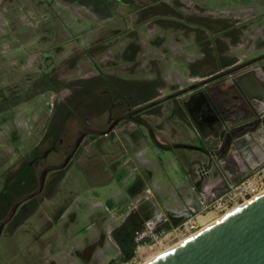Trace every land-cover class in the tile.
<instances>
[{"label":"rangeland","instance_id":"1","mask_svg":"<svg viewBox=\"0 0 264 264\" xmlns=\"http://www.w3.org/2000/svg\"><path fill=\"white\" fill-rule=\"evenodd\" d=\"M261 12L264 0H0V191L8 186L14 200L35 187L43 165L63 160L85 127L105 129L124 106L187 86L186 77L215 64V45L222 64L263 53L264 18L211 43L212 33ZM205 21L222 25L209 33ZM155 140L200 144L173 98L107 135H86L45 196L22 203L5 226L0 264H139L264 189L263 182L245 199L200 211L199 192L220 193L224 178L203 152L165 150ZM54 143L46 160L28 165L34 149ZM139 197V215L124 222ZM5 205L0 197V216ZM154 214L169 217V227L157 224L166 233L136 242L131 259L115 262L118 238ZM191 216L192 228H177Z\"/></svg>","mask_w":264,"mask_h":264},{"label":"water","instance_id":"2","mask_svg":"<svg viewBox=\"0 0 264 264\" xmlns=\"http://www.w3.org/2000/svg\"><path fill=\"white\" fill-rule=\"evenodd\" d=\"M229 81L233 83L235 94L219 95L215 86ZM172 98H179L187 110L194 108L200 116L196 122L214 130L216 143L211 148L220 150L215 160L222 159L234 148H242L247 136L264 153V142L258 139L259 135H264V126L245 133L235 128L247 115H264L263 52L119 113L105 129H82L61 163L42 168L37 188L15 198L0 220V236L19 205L41 193L49 171L66 167L86 135H107L119 121ZM233 112L235 117L226 115ZM241 148L240 153H243ZM146 264H264V192Z\"/></svg>","mask_w":264,"mask_h":264},{"label":"flooded vegetation","instance_id":"3","mask_svg":"<svg viewBox=\"0 0 264 264\" xmlns=\"http://www.w3.org/2000/svg\"><path fill=\"white\" fill-rule=\"evenodd\" d=\"M257 8H253V9H251V10H248L247 12H248V14H251V12H255V10H256ZM245 11V10H244ZM258 16H260L261 17V19L259 20V19H256ZM262 18H264V12H261V13H259V14H257V15H252V18L250 17V18H248V19H246V20H244V21H241V22H239V23H236V24H234V25H231V26H228V27H226V28H224L223 30H220V31H217L216 33H212L211 35H212V41H211V43H215V35H218V34H220V33H222V32H224V31H227L229 28H238V27H241V24H243V23H245V24H252L253 22L255 23V22H257V21H262ZM214 22H216V24L215 25H213L214 23L211 21V22H206L205 21V23H207V24H209V25H205L204 26V28H206L207 29V31H208V29L213 25V26H215V27H217V26H220V21L218 22V21H214ZM253 25H250V27H252ZM203 27V26H202ZM209 32V31H208ZM210 33V32H209ZM235 34L236 33H234L233 35L235 36ZM247 34V36H248V34L249 33H246ZM244 47V44L243 43H241V42H239L238 44H237V46H236V48H243ZM217 48H218V46L217 45H215V47H213V54H214V56H215V59H214V62H215V64L214 63H211V62H206V63H204V68H203V70L202 71H200V73H204V76L203 77H205V76H207V75H209V74H212V73H215V72H217V71H219V70H222V69H225L226 67H229V66H231V65H233V64H235V63H237L238 61L236 60L235 62H232V63H230V64H227L228 62H224L223 64H222V60L220 59V57H219V55H218V52H217ZM228 51H232V49L231 50H227V52ZM250 58V57H249ZM246 59H248V58H246ZM246 59H243V60H246ZM223 61H224V59H223ZM202 77V78H203ZM228 84L229 85H231L232 87H233V83L232 82H228ZM181 105V104H180ZM182 106V105H181ZM183 107V106H182ZM180 109V108H179ZM187 113V112H186ZM189 113V112H188ZM187 113V114H188ZM226 115H230L231 117H235L236 116V114L233 112V113H230V114H226ZM192 117V120L193 121H195L196 122V120H198L199 118H200V116L196 113V115H193V116H191ZM241 122L239 123V124H237V126H235V128H236V130L237 131H241V132H250L251 130H257V128L258 127H262V126H264V115L263 116H256V115H247V116H245V118H243V119H241L240 120ZM111 122V121H110ZM197 123V122H196ZM110 124V123H109ZM201 127H204V126H206L205 124H203V123H201V124H199ZM210 129V128H209ZM210 132L209 133H214V130H212V129H210L209 130ZM43 140V139H42ZM81 145H82V143H81ZM80 145V146H81ZM201 147H202V145H201ZM205 148V147H204ZM79 149H80V147H79ZM78 149V150H79ZM206 149V153L205 152H203V153H205L206 154V156H210L209 154H208V151L209 152H213V158H216V156L220 153V150L219 149H217V150H213V148H205ZM57 150V148L55 147V143L53 144V145H51L50 147H48V148H43L42 146L41 147H38V148H36V149H34L33 150V152L30 154V158H31V160L29 161V163H28V165L29 166H32V165H37L38 164V162L39 161H44V160H46L47 158H48V156L50 155V153L51 152H54V151H56ZM70 150V149H69ZM77 150V151H78ZM76 151V152H77ZM76 152L74 153V155L72 156V158L73 157H75V155H76ZM67 153H68V151L64 154V157H63V160L65 159V157H66V155H67ZM212 155V154H211ZM70 159V161L71 160H73V159ZM62 160V161H63ZM62 161H59V162H50V163H48V164H45V165H43L42 167H41V169H40V171L42 170V168L43 167H45L46 165H49V164H58V163H61ZM69 161V162H70ZM68 165V164H67ZM66 165V166H67ZM65 169V167L64 168H62V169H58V170H51V171H49L48 173H47V175H46V178H45V182H44V186H43V189H42V191H41V193L40 194H38L37 196H35V197H33V198H30V199H28V200H26L25 202H27V201H31V200H38L39 198H41V197H44L45 196V194H46V192H47V189H48V185H49V183L51 182V180H52V174H54V173H57V172H62L63 170ZM40 171H39V173H40ZM38 176H39V174H38ZM38 176H37V178H36V181H35V178H32V181H33V183L35 182L36 183V185H35V187H33L32 189H29L26 193H29V192H31V191H33V190H35L36 188H37V186H38ZM53 176H55V175H53ZM4 190H6V192L9 194V189H8V186H6V187H4L1 191H0V197L3 199V201L4 202H6L7 201V197H8V195H2L1 193L4 191ZM25 194V193H24ZM5 199V200H4ZM15 200V199H14ZM14 200H12L11 202H10V205L7 207L6 205H5V213H3V215H1L0 216V220L7 214V212H8V210H9V207L11 206V204H12V202L14 201ZM22 204H20L19 205V207L21 206ZM141 205V204H140ZM139 206V205H138ZM138 206L134 209V210H131V211H126V213H123V220H124V222H125V220L127 221L129 218L130 219H134V214L135 213H137L138 211H137V208H138ZM19 207L17 208V210L19 209ZM170 220V219H169ZM169 220H168V222L166 223V225L169 227V225H170V223H169ZM143 221H145V219L143 220ZM143 221L142 222H138L137 224H135V227L134 228H131L129 231H127L123 236H121V237H119L118 238V242H117V245H118V254L117 255H115V257H114V261L115 262H117V261H123V260H128V259H131L133 256H134V252L136 251V231L142 226V224H143ZM9 222H7L6 224H5V226L8 224ZM5 226L3 227V229L5 228Z\"/></svg>","mask_w":264,"mask_h":264},{"label":"crops","instance_id":"4","mask_svg":"<svg viewBox=\"0 0 264 264\" xmlns=\"http://www.w3.org/2000/svg\"><path fill=\"white\" fill-rule=\"evenodd\" d=\"M262 51H264V48L262 50H260V52H262ZM247 55H248V53L246 54V52L245 53L243 52V54L240 57H238L237 61H242L243 59H246L249 57L251 58V57L255 56V54L250 55V56H247ZM203 76H204V73H200V72L191 74V76H189V78L186 77L187 82H188L187 85L193 83L194 81L201 79ZM181 87H182V85L179 86V88H181ZM215 87H216L217 93L219 95L233 96V94H235V92H234L235 89L231 85H229L228 82L220 83L219 85H217ZM179 88H177V89H179ZM177 89H175V90H177ZM160 96H162V94H156L155 96L148 98V100L155 99V98L160 97ZM180 104H181V102H180L179 98H173L174 107L180 108L181 112H183L184 119L188 122V125L195 131L197 137L200 139L199 145H194V144H187V145H193V146H201L202 145V147L210 149L211 146L216 143V140L214 139L215 133H209L210 129L208 126L201 127L199 125V123H196L195 121L192 120L191 116L196 115V113H197L194 108L187 110L185 107L181 106L182 104L181 105ZM186 112L187 113L189 112V113L187 114ZM203 124H205V123H203ZM246 139L247 140L244 143V146H242V148L240 147L244 151L243 153H240L241 152L240 148L239 149L234 148V149L230 150V152H228V154H225V156L218 161L212 157L213 152L208 151V154L210 156L209 157L207 156V158H208L207 160H210L213 163V167L216 166L217 172H218V174H220V176H222V179L225 177L224 175H232L234 177H237V176L243 174L245 172V170L247 169V167L250 168V167L257 166L264 161V153L261 151L259 145H257V146L253 145L252 140H250L251 138L249 136H247ZM193 150H196V149H193ZM196 151H199V150H196ZM200 152H202V151H200ZM210 169H209V172L211 173L212 167ZM209 172L205 173L206 175L205 174H203V175L206 177L209 174ZM220 176H219V178L221 179ZM208 177L209 178L211 177L210 174ZM208 186L209 185H204V189H209V188H207ZM207 195L210 196V192H208L206 194V196ZM183 200H185L188 203H192V200L188 197L183 198ZM138 215H139V212H138ZM147 219H150V218H147Z\"/></svg>","mask_w":264,"mask_h":264},{"label":"built area","instance_id":"5","mask_svg":"<svg viewBox=\"0 0 264 264\" xmlns=\"http://www.w3.org/2000/svg\"><path fill=\"white\" fill-rule=\"evenodd\" d=\"M200 168V167H199ZM200 174H205L206 169H199ZM207 173V172H206ZM224 180L226 188L220 193L212 192L210 197H206L204 192H199L197 196V202L199 204L200 211H204L208 208H218L221 205L226 206L230 203H236L239 199H245L251 191L255 189V185H259L264 182V163L259 164L254 167H247L243 173L242 178L236 179L232 175H224ZM151 194V189L147 188L145 190V195L148 196ZM244 201V200H243ZM143 202V197H139L135 200L134 206H128V211L134 210L138 205ZM194 211V210H193ZM160 217V218H158ZM193 216L189 217L185 221H182L177 228H182L183 230H188L193 227L190 223ZM169 217L163 216V214L155 215L153 218L144 221L142 226L136 231V241L138 245L143 244L147 240L156 239L161 234L166 233L163 228L159 227L157 224H165L168 222ZM167 226V225H166ZM168 227V226H167Z\"/></svg>","mask_w":264,"mask_h":264},{"label":"trees","instance_id":"6","mask_svg":"<svg viewBox=\"0 0 264 264\" xmlns=\"http://www.w3.org/2000/svg\"><path fill=\"white\" fill-rule=\"evenodd\" d=\"M76 1H79V0H76ZM222 24H220V26H221ZM223 28V27H222ZM196 69V67L195 66H193L192 67V70H195ZM198 72H200V71H194L193 73H198ZM122 106H124V105H122ZM129 109H131L130 108V106H124V110H122L121 111V113L122 112H125V111H127V110H129ZM117 115V114H116ZM116 115H112L111 116V120L116 116ZM135 121H136V123H138V124H143V125H147V123L145 122V121H140L139 119H136L135 118ZM63 122V121H62ZM61 126H62V123L60 124V127H59V129H61ZM58 131V130H57ZM55 132L54 133V135H53V137L49 140V142L50 141H52V142H54V140L56 139V137H57V135H58V132ZM51 142V143H52ZM155 144L157 145V146H159L160 148H162V149H165V150H170V149H172V148H188V149H196V150H199V151H202V152H205L206 153V149L204 148V147H201V146H193V145H187V144H182V143H177V144H175V145H166V144H163V143H160L159 141H156L155 140ZM53 145V144H52ZM200 183H198V186H197V188L199 189L200 188V185H199ZM3 196L4 195H8V193L6 192V190H4L2 193H1ZM10 199V200H9ZM9 199H7V201H6V206L8 207L9 205H10V202L13 200V199H11V198H9Z\"/></svg>","mask_w":264,"mask_h":264},{"label":"bare ground","instance_id":"7","mask_svg":"<svg viewBox=\"0 0 264 264\" xmlns=\"http://www.w3.org/2000/svg\"><path fill=\"white\" fill-rule=\"evenodd\" d=\"M258 139L264 142V135H259ZM264 192V189H262L261 191H259L258 193H256L255 195L251 196L250 198H246L243 202L238 203L237 205H235L234 207H232L231 209H229L227 212L223 213L221 216H219L218 218L214 219L213 221L207 223L206 225H204L203 227L199 228L198 230L190 233L189 235H187L186 237L182 238L180 241L168 246L167 248H165L164 250L160 251L159 253L152 255L150 257H148L145 261L139 263V264H146L147 262L153 260L154 258L160 256L161 254L165 253L166 251L172 249L174 246L178 245L179 243L185 241L186 239L192 237L193 235H195L197 232L201 231L202 229H204L205 227L213 224L215 221H217L218 219L222 218L223 216L229 214L230 212L236 210L237 208H239L240 206H242L243 204H245L246 202L250 201L251 199H253L254 197H256L257 195H259L260 193Z\"/></svg>","mask_w":264,"mask_h":264}]
</instances>
